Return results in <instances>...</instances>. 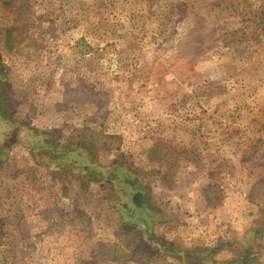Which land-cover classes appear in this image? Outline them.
<instances>
[{
  "label": "rangeland",
  "instance_id": "1",
  "mask_svg": "<svg viewBox=\"0 0 264 264\" xmlns=\"http://www.w3.org/2000/svg\"><path fill=\"white\" fill-rule=\"evenodd\" d=\"M0 116V264H264V0H0Z\"/></svg>",
  "mask_w": 264,
  "mask_h": 264
},
{
  "label": "trees",
  "instance_id": "2",
  "mask_svg": "<svg viewBox=\"0 0 264 264\" xmlns=\"http://www.w3.org/2000/svg\"><path fill=\"white\" fill-rule=\"evenodd\" d=\"M14 28L5 30V44L4 47H6L7 49H9L8 45H9V38L11 37V32L14 31ZM4 114V113H3ZM12 122L9 119H5L3 117L0 116V127L1 125H4L6 127V130H8L7 132L4 133V135L10 133L13 138H15V131L16 128H14V124H11ZM32 134L34 137H39L38 134L36 132L32 131ZM40 137L42 138L41 143L44 145L42 149H52L53 153H55V157H58L59 159L65 158L71 154H73V151L67 147H59L56 144H54V141L52 139H48L43 135H40ZM4 151V147L3 145L0 144V152ZM3 157V155H2ZM1 160V159H0ZM97 169V170H96ZM73 169H71L72 171ZM82 171H83V175H79L78 179L81 181H90L91 177L94 175H97V178H108L110 177V175L113 172L110 173H106L105 171H102L99 168H95V167H91L89 164L86 165L85 167H82ZM121 174H124L120 171ZM122 178L124 179V181L126 182L125 184H123L125 186V188L128 190L129 196H130V207L134 210V211H142L144 210V207H146V195L145 193L142 192V190H137L135 189L136 186H134V181H130L128 179V181L126 180L125 176H122ZM110 179H107L106 181H109ZM122 208H125V205H122ZM261 230L258 231H254V234L260 233ZM236 257H234L232 260L226 261V264H257L256 258H254L248 249H246L245 247H243L241 245V247L239 249L236 250Z\"/></svg>",
  "mask_w": 264,
  "mask_h": 264
}]
</instances>
